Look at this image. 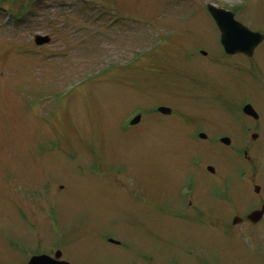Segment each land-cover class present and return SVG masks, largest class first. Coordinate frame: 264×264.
<instances>
[{"label":"rangeland","instance_id":"1","mask_svg":"<svg viewBox=\"0 0 264 264\" xmlns=\"http://www.w3.org/2000/svg\"><path fill=\"white\" fill-rule=\"evenodd\" d=\"M210 3L264 33V0H0V264H26L24 248L40 240L65 243L72 264H264V245L229 220L244 159L211 140L243 142L233 129L249 120L229 109L237 97L264 114V43L250 72L247 59L226 58ZM38 34L51 44L36 46ZM157 102L181 116L149 114ZM139 108L145 118L127 129ZM228 181L230 204L220 199ZM112 231L142 256L108 251L101 239Z\"/></svg>","mask_w":264,"mask_h":264},{"label":"flooded vegetation","instance_id":"2","mask_svg":"<svg viewBox=\"0 0 264 264\" xmlns=\"http://www.w3.org/2000/svg\"><path fill=\"white\" fill-rule=\"evenodd\" d=\"M242 67H244L248 72L252 70L250 69V64L246 66L242 65ZM254 97L256 98V96ZM247 105H252L255 109V112L252 111L254 113L247 114L245 112V107ZM231 109L234 113L243 114V116L249 120V124H239V126L237 121V124L233 129L234 132H236L239 127V131L244 134L243 142L241 144L238 143V151L239 153L243 152L245 159L243 160L242 164H238V225L236 227H238V236L255 239V236H257L259 232H264V215L258 222L251 218V215L254 211L262 210L264 208V179L259 175L261 169L260 158L261 156H264V154L262 155V148L258 149L257 145V141L259 139L261 140L264 135V114L257 101L249 96H245L244 98L237 97L235 99V105H232ZM188 119L191 125L197 124V117H189ZM202 129L203 127L198 126L194 129L193 133L200 136V134L204 132ZM193 196L194 194L191 197ZM189 205L192 206L193 202L190 201ZM195 210L199 211L198 213H200L199 209ZM112 234L118 235L116 232L112 231L107 235H103V239H101L102 242L108 247V251L111 253L117 252L124 258L125 256L123 253H131V248H133L137 256H142L141 250L135 249L126 240H120V242H117L118 244L109 242V235ZM57 251L58 249H38L31 254V257L46 254L52 258H55ZM62 251L63 255L66 256V249L64 248ZM62 259L65 258L63 257ZM147 259L150 260L149 257H147Z\"/></svg>","mask_w":264,"mask_h":264},{"label":"water","instance_id":"3","mask_svg":"<svg viewBox=\"0 0 264 264\" xmlns=\"http://www.w3.org/2000/svg\"><path fill=\"white\" fill-rule=\"evenodd\" d=\"M208 9L222 32V44L228 54L246 53L251 55L256 47L264 40L263 35L252 32L247 27L237 22L234 13L217 8L214 5H210ZM48 42H50V37L48 36L44 37L39 35L36 37V43L38 45H43ZM160 111L163 113L171 112L168 108H161ZM139 120L140 118L138 117L134 123H137ZM226 142H228V140H226ZM210 170H212V168H210ZM260 213L261 212H258L256 215ZM40 259L41 258L36 259V264L37 262L40 264ZM62 264L69 263L64 262Z\"/></svg>","mask_w":264,"mask_h":264}]
</instances>
